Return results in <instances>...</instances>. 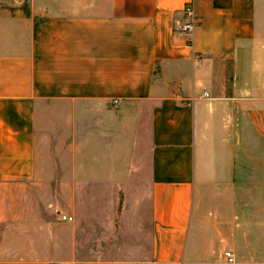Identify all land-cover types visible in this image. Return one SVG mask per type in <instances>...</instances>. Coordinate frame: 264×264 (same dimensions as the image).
<instances>
[{
  "label": "crops",
  "instance_id": "crops-1",
  "mask_svg": "<svg viewBox=\"0 0 264 264\" xmlns=\"http://www.w3.org/2000/svg\"><path fill=\"white\" fill-rule=\"evenodd\" d=\"M187 1L0 0V237L26 239L0 264L264 255V0L193 1L185 34ZM93 219L94 254L122 257H73Z\"/></svg>",
  "mask_w": 264,
  "mask_h": 264
},
{
  "label": "rangeland",
  "instance_id": "rangeland-1",
  "mask_svg": "<svg viewBox=\"0 0 264 264\" xmlns=\"http://www.w3.org/2000/svg\"><path fill=\"white\" fill-rule=\"evenodd\" d=\"M41 115H40V117H41ZM51 119H53V118L51 117ZM43 120L46 121V118H44ZM54 123L55 122H52L51 124L50 123L45 124V129H48V131L54 129L56 127V126H54ZM40 128H43V127L40 126ZM63 160H65V159H63ZM16 191L17 190L4 189V191H3L4 192V206H5L4 209L6 211H9L8 207H10L11 203L9 202L10 201L9 196H6L5 193L6 192L7 193L16 192ZM87 191L94 200V189H92V190L88 189ZM20 192L24 196L27 193V190H25V189L20 190ZM37 192L39 194V195H37V197H40V198L43 196H45L46 198L51 197L52 203H54L55 205L61 206L65 202L66 195L63 194V196H62V193H64V191L45 190V191H37ZM35 193H36V191H35ZM103 194H105L104 197L107 200V202L110 203V198H112V193L110 191H103ZM119 200H121V196L119 197ZM6 204L8 205V207L6 206ZM88 209H92L94 212V207H91ZM12 212H13V210H12ZM91 213L92 212L87 213L86 216L91 217ZM93 218H94V215H93ZM103 227L105 228L106 224H103ZM81 230H82L83 239L79 240V241H80V244L82 243L80 245V252H82V253H78V254L73 256L76 260L80 261V260L94 259V258L104 259V258H108V257L109 258L110 257H122V256H113V255L108 256L105 254H94V235H96V233H94V219L91 220L90 222L83 223ZM104 234H106V233H101L100 235H104ZM23 235H25V233H23ZM0 239L5 240L4 242H2L0 244V247L3 246L4 248H7L6 246H8L9 248H12V249H15V248L25 249L26 239H23L20 236V233H14L13 230H12V233H3V235L0 237ZM99 241H101L102 246H104V247L106 246L107 241H106L105 235H104V238H101ZM226 241L229 242V240H226ZM219 243H220V239L214 240L211 242L210 248L208 249L209 252L206 255V258H209L210 261H212L214 259V257L216 256V253L219 249ZM190 244L196 250L194 253L196 259H202L201 256H203V253L201 252L202 251L201 248H203L205 246L204 233H202V234L193 233L192 239L190 240ZM98 249H100V248H98ZM219 260L220 259H218V257H217L216 264H220ZM190 264H193V263H190ZM194 264H198V263H194ZM236 264H239V263L237 262ZM246 264H264V255L259 254V255L255 256V258L252 259V261H250V263H246Z\"/></svg>",
  "mask_w": 264,
  "mask_h": 264
},
{
  "label": "built area",
  "instance_id": "built-area-1",
  "mask_svg": "<svg viewBox=\"0 0 264 264\" xmlns=\"http://www.w3.org/2000/svg\"><path fill=\"white\" fill-rule=\"evenodd\" d=\"M193 1H205V0H189L184 3L181 9L182 20L179 25L176 26V29L180 33L189 34L193 28L195 27L196 21L195 16L193 14L192 2ZM112 104L117 105L118 101H112ZM60 221H68L70 222L71 217L65 215H58ZM220 264H235L234 255L230 250H223L219 256Z\"/></svg>",
  "mask_w": 264,
  "mask_h": 264
},
{
  "label": "trees",
  "instance_id": "trees-1",
  "mask_svg": "<svg viewBox=\"0 0 264 264\" xmlns=\"http://www.w3.org/2000/svg\"><path fill=\"white\" fill-rule=\"evenodd\" d=\"M21 9H22L23 13H24L26 16H28V13H29V12H28V7H27V4H26V3L22 4Z\"/></svg>",
  "mask_w": 264,
  "mask_h": 264
}]
</instances>
